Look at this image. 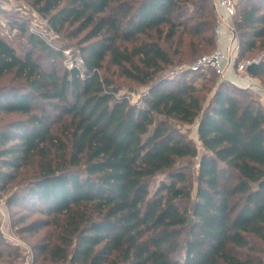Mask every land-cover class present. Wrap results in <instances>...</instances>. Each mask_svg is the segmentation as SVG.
<instances>
[{
  "label": "trees",
  "instance_id": "1",
  "mask_svg": "<svg viewBox=\"0 0 264 264\" xmlns=\"http://www.w3.org/2000/svg\"><path fill=\"white\" fill-rule=\"evenodd\" d=\"M27 1L56 33H85L80 60L60 71L63 52L27 32L19 18L9 23L26 35L23 54L0 36V77L13 76L0 89V193L11 191L8 208L29 203L17 222L32 213L43 217L23 231L51 229L35 246L42 260L255 264L234 251L263 252L254 243H264V106L225 81L213 89L197 86L190 76L198 73L190 70L164 74L175 60L163 36L170 40L184 27L215 45L211 1ZM236 8L240 59L264 52V0H242ZM107 59L145 87L141 104L119 94ZM170 120L196 125L199 142ZM193 159L195 181L180 167ZM159 174L167 181L149 197Z\"/></svg>",
  "mask_w": 264,
  "mask_h": 264
},
{
  "label": "rangeland",
  "instance_id": "2",
  "mask_svg": "<svg viewBox=\"0 0 264 264\" xmlns=\"http://www.w3.org/2000/svg\"><path fill=\"white\" fill-rule=\"evenodd\" d=\"M210 1V6L213 7V2L212 0ZM235 1L236 6H238L242 0ZM0 10H4L6 12V14L2 12L0 13V19L6 23V27L2 29L4 33L0 31V36L3 35V38L15 45L20 54H23L28 48V42L26 35L22 34L18 28L9 23L10 19L14 18H19L25 23V29L27 32L40 35L53 47L63 52L62 59L57 60V68L59 71L66 68L69 69L70 65L74 64L75 60H80L79 49L81 45L79 42H81V38L85 33L77 38L73 37L71 33L72 29H68V31L63 33H56V31L51 27L48 19L41 15L33 7L32 3L27 0H0ZM193 12L194 8L189 6L188 14H192ZM183 28L184 27L178 28L176 36L172 39L165 41L163 36L161 40L163 46L169 50L175 60L174 66L168 68L167 71L164 72L166 75L180 76L181 72H184L183 70H187L199 57L211 52L216 47L213 42L210 43L207 40L205 41L201 36L190 35ZM167 30L168 29L164 27V32ZM150 34L156 36L154 30L150 31ZM208 34L209 36H213L214 28ZM141 39L145 40L146 37L143 36ZM124 46L131 48L133 43H125ZM245 56H247L246 58L264 57V52L256 50L246 54ZM42 59L44 61L43 65L45 66L46 58L43 57ZM108 62L109 61L107 59L106 74L119 86V94L128 95L131 102L141 104L142 94L146 92L145 87L139 86L137 83L125 79L121 76L120 70ZM12 77V75L0 77V89L11 86L13 84L11 82ZM263 78L264 77L262 76L259 78L256 77L258 86L261 88L260 94L246 91L264 106ZM190 80H194V83L197 86L206 85L207 88L213 89L219 86V83L221 82V79L212 72L191 75ZM7 119L11 118L8 117ZM169 123L176 131L187 135L188 138L197 143L196 125H184L175 120H170ZM180 167L187 169V172L192 176V180H196L199 167L197 159L183 160L180 163ZM166 181V174H159L155 178L151 179L149 197L155 193L163 182ZM10 193L11 191L0 193V209H5L4 211L2 210L3 212L0 211V234L2 235V245L0 250L3 253L2 258L0 259V264H26L28 262V257H30L29 261H31V264H49L48 261L42 260V256L35 251V246L43 243L44 237L50 233L51 229L42 228L31 233L23 231L22 229L25 228L24 226H27V224L37 218L43 217L38 213H32L30 219L25 221V223L17 222L23 214L29 213L26 211L29 203H20L15 207L8 208L6 205V199ZM3 230L6 231L7 236L3 234ZM254 244L256 247L262 249L263 252L254 253L245 250H236L234 252L243 258L250 254L256 258L255 264H259V261L264 264V243L256 241Z\"/></svg>",
  "mask_w": 264,
  "mask_h": 264
},
{
  "label": "built area",
  "instance_id": "3",
  "mask_svg": "<svg viewBox=\"0 0 264 264\" xmlns=\"http://www.w3.org/2000/svg\"><path fill=\"white\" fill-rule=\"evenodd\" d=\"M215 13V49L199 57L187 70L193 73H208L213 71L221 81L228 82L238 88L252 93H261L256 77L248 73V68L264 61L263 57L240 59V41L235 26L237 15L235 0H212ZM6 23L0 19V31ZM3 36V35H1ZM73 64L70 65V68ZM186 71V70H183ZM197 139V137H196ZM197 142L198 139H197ZM5 209H0L1 212ZM3 234L7 236L6 231ZM26 264H31L29 261Z\"/></svg>",
  "mask_w": 264,
  "mask_h": 264
},
{
  "label": "water",
  "instance_id": "4",
  "mask_svg": "<svg viewBox=\"0 0 264 264\" xmlns=\"http://www.w3.org/2000/svg\"><path fill=\"white\" fill-rule=\"evenodd\" d=\"M258 69H259L258 65H253L248 68V73H250L252 76H256Z\"/></svg>",
  "mask_w": 264,
  "mask_h": 264
}]
</instances>
